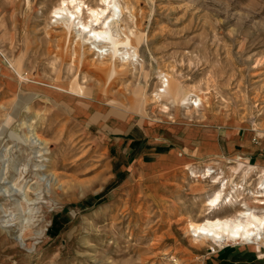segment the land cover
I'll use <instances>...</instances> for the list:
<instances>
[{
	"label": "rangeland",
	"instance_id": "374dc122",
	"mask_svg": "<svg viewBox=\"0 0 264 264\" xmlns=\"http://www.w3.org/2000/svg\"><path fill=\"white\" fill-rule=\"evenodd\" d=\"M83 1L86 20L106 5ZM120 2L111 32L120 53L131 38L134 64L57 18L62 0H0V264H264V246L194 245L187 228L243 208L208 213V167L255 201L264 0ZM164 74L176 102L155 96ZM197 94L206 107L181 101Z\"/></svg>",
	"mask_w": 264,
	"mask_h": 264
},
{
	"label": "bare ground",
	"instance_id": "6f19581e",
	"mask_svg": "<svg viewBox=\"0 0 264 264\" xmlns=\"http://www.w3.org/2000/svg\"><path fill=\"white\" fill-rule=\"evenodd\" d=\"M103 1L106 3V5L103 7H93L88 5V10L90 11V20L83 18V0H62V3L56 7L55 14L57 18H61V20L65 21V23L68 25L76 24L86 30V38L94 43V49L98 54L103 56L107 54L106 52H108V49L106 48L108 47V44H104V42H102V44L99 45L96 43V41L111 39L113 43L112 51L114 56L116 57L122 53L124 54L122 60L125 63L131 62L134 64L138 53L134 48L131 38L126 36L125 39H122L121 37L118 39V41L127 44L124 46L127 47V49L120 53V48H118L119 42H116L117 40H115L111 32V23H113V21L117 18L118 12L122 11V3L120 0ZM70 3L73 5L72 7L74 10H72ZM67 12H69V15L64 16V14ZM106 13L107 15L105 16ZM103 17L105 19H103ZM128 47L134 48V50L129 51ZM117 66L118 65L116 64L114 65L113 72H118ZM163 77H165V80L163 79L162 83L164 84V89L158 93H155V96L158 98V100L160 99L163 101V98H167L173 102H176L175 95L177 92L175 83L171 82L169 76L166 74H164ZM69 85L64 86L61 84H47L50 89H55L58 91V93H81L82 87L80 83L75 82L71 86ZM181 101H183L185 104L191 103L194 105L196 103V106L206 107L203 97L198 94L195 96V98L192 96H186L182 98ZM161 104L164 108L169 109L166 104L162 102ZM37 136L39 137L38 140H43L39 134ZM242 164L243 162L240 163V165ZM214 172L215 170L212 171L211 167H208L204 169L203 173L204 177L210 176L213 178L215 184H218L217 189H215L213 194L206 199L205 204L208 206V213L210 214L211 212L222 207H235L237 204L243 206V208L235 209L236 211L233 215L227 214L224 216L215 217L207 216L201 221L189 220L187 228L193 238V244L205 245L211 241L216 245H221L224 242L235 241L242 243L243 245H249L252 249L263 253L264 168L261 169L258 186L256 189H252L250 191L252 192L253 200H255L252 201L253 204H250L246 200H242L243 198H241V193L245 189L242 184H239L238 182H231L233 181L231 178L232 174H226L223 168L222 171H218L219 174L217 175H214ZM192 174L193 176H198L196 170H192ZM199 176H201V174Z\"/></svg>",
	"mask_w": 264,
	"mask_h": 264
},
{
	"label": "trees",
	"instance_id": "16d2710c",
	"mask_svg": "<svg viewBox=\"0 0 264 264\" xmlns=\"http://www.w3.org/2000/svg\"><path fill=\"white\" fill-rule=\"evenodd\" d=\"M61 225H62V224L58 223L57 218L54 217V219H53V226H52V227H53V228L56 227V228L59 230V229H61V227H62Z\"/></svg>",
	"mask_w": 264,
	"mask_h": 264
},
{
	"label": "crops",
	"instance_id": "0c3cea01",
	"mask_svg": "<svg viewBox=\"0 0 264 264\" xmlns=\"http://www.w3.org/2000/svg\"><path fill=\"white\" fill-rule=\"evenodd\" d=\"M260 253V252H259ZM262 254V253H261Z\"/></svg>",
	"mask_w": 264,
	"mask_h": 264
}]
</instances>
